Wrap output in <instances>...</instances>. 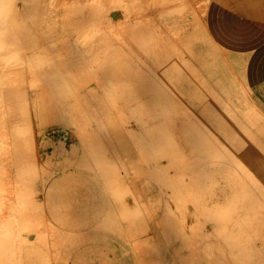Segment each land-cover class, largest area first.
<instances>
[{"label": "crops", "instance_id": "crops-1", "mask_svg": "<svg viewBox=\"0 0 264 264\" xmlns=\"http://www.w3.org/2000/svg\"><path fill=\"white\" fill-rule=\"evenodd\" d=\"M202 1L205 0H187L182 13L163 17L159 27H131L126 32L130 34L127 42L131 43L133 55L138 54L135 62L142 66V61V69L149 77L160 81L167 91L175 94V98L171 99L170 95L167 101L181 102L180 114H186V119L183 118L181 123L189 124L192 121L197 124L199 131L203 130L205 137L197 138H216L249 170H264V0H207L206 13L201 16L197 5ZM47 15L51 33L46 30L47 35L44 34L43 38L47 40L50 36L46 47L51 49L52 61L55 62L52 66L53 76L65 68H75L70 59L79 35L75 30L74 17L65 18L62 12L55 10ZM120 16L115 14L112 19L118 22ZM48 23L45 27L50 29ZM120 32L124 40L123 30ZM110 40L112 45L124 48L123 42L113 38ZM41 72L47 80L49 71ZM73 100L57 95L51 101L55 102L51 128L63 138L65 132L76 133L77 130L71 125L75 112ZM36 102H44V99L36 98ZM31 118L35 135L40 129L49 127L48 122L43 120V114L33 116L32 113ZM151 153H148L149 160L154 157ZM239 156H243V161ZM255 163L260 166L253 167ZM148 164L154 166L155 176L159 174L157 178L162 176L163 188L174 206L190 216L192 208L186 203L185 197L176 192L175 182L167 179L165 168L154 163ZM210 185L209 182L208 190L212 189ZM85 186L65 174L49 178L41 175L36 184V205H31L24 215L8 210L0 212V240L3 236L9 239L7 248L0 244V264H123V259H117L123 256V248L117 243L121 231L118 228L114 232L108 230V213L101 210L95 214L96 221H89L86 211L93 200L77 199L71 192L76 187ZM208 208L206 204L201 206L203 213ZM9 214L16 217L13 227H7L12 217ZM235 215L246 217L247 213L242 210ZM92 232L102 235L112 233L115 243L90 240L88 235ZM213 235L216 234L213 232ZM87 245L91 246V254L78 259L77 251ZM262 247L261 243L260 264H264Z\"/></svg>", "mask_w": 264, "mask_h": 264}, {"label": "rangeland", "instance_id": "rangeland-1", "mask_svg": "<svg viewBox=\"0 0 264 264\" xmlns=\"http://www.w3.org/2000/svg\"><path fill=\"white\" fill-rule=\"evenodd\" d=\"M33 1H35V0H33ZM116 1L117 0H97V1L96 0H37L38 5L40 6L41 9L43 6L44 9H51V10L59 11V12H62L63 16H65V17L68 15V12H70V9L73 6V4H79V5L81 4V5H83V8L86 7L85 9H87L88 11L90 9L91 12H88V14H86L87 11L85 10V17L87 18L86 19V21H87L86 25L87 26L85 25V27H87L86 29H89V30H86L87 32L84 31L85 33L84 32L80 33L81 35H79V33H78L79 36H77L76 41H75L76 44L84 46L83 48L86 50V52L88 49V55H90V56H88L84 52L86 54V56L88 57L87 60L89 59L88 62H90V60L92 61V59H94L95 57H96V59L100 60L99 56L105 50L101 47V45L99 43V39H97L96 38L97 36L95 37V35H97V34L101 35L102 34L103 36H105V38L109 37V38H113L114 40H119V42H123V47H124L123 49L125 50V52H122V48H121V50L118 49V46L110 45L112 43L109 42V46L110 47L114 46L115 49L117 48L118 51L116 50L117 52H114L115 50L113 49L114 51H112L111 48L109 50L110 53H109V51H108V53L106 51H104V54L105 53H107V54H105L104 56H100L101 58H103V57L105 58V59L103 58L104 63L101 62L102 60L98 61V60L94 59L92 62V64H94L93 65L94 67H92L91 62L89 63L90 64V70L92 71L94 68H96L97 65L98 66H97L96 70H99L101 66L103 67L102 69H100L98 71L101 74L103 73V75H102L103 77L101 76L102 79L98 80V82L100 81V83H98V82L97 83L98 84L103 83V85L104 84L107 85V86L104 85V89H103V90H105L104 94H106V95L105 96H104V94H102V95L105 98L104 100L107 101L106 103H109L108 105L106 104V106L109 109L112 107L111 108L112 111L110 109L112 114H115V113H113V111L117 112V113L119 112L118 111L119 109H115L116 108L115 105L117 103L114 102V100H117V102L121 106V107H119L120 110H121V108L123 110H127V113L130 116L132 114V110L134 111V109H131L129 107L131 109V112H130V109L129 108L127 109V107L129 106L130 103L134 102V100H135V102H137V103H135L136 105H134L132 103L133 106H131V105L130 106L131 107L136 106L137 109H135V111H137V112H143V113L150 112L153 117L149 121L152 124L154 123V125L151 124L152 125L151 128L155 129L156 132L159 134L157 124H156L157 120L154 117L155 113H154L153 108H155V106H158L159 104L163 103L164 102L163 100H166V102H171V101H167V99H170V95H171V99L175 98V94L173 92H171L170 90L167 91L165 89V86L160 81L151 79L149 77V75L146 73V71L142 69V66L144 65V63L142 61H141L142 66H140L136 62H135L136 64L133 62L135 64L134 65L133 63L130 64L127 61H126L127 64H129L130 66L127 64L126 65L122 64V63H125V62H123V60L125 61V60L131 59L130 61L132 62V57L135 56V55H133V50L131 49L130 41L127 42V37L130 36V34L127 35L126 32L129 31L131 29V27H133V26L134 27L139 26L141 28H146L149 25H155L156 27H159L161 25L160 20L163 17H168L171 14L173 15V14L182 13L183 12L182 7H185V5L187 4V0H122L123 4H121L120 0H118V2H116ZM24 3H25L24 0H0V11L1 12L2 11L3 12L4 11L9 12L12 7L13 8L14 7H21ZM125 3H127V4H125ZM131 3H133L139 7H136L134 5L132 6ZM34 4H36V2ZM98 4H99V6H101L100 9H102V12L100 11V9H98L99 8V6H97ZM96 6H97L98 10L96 9ZM124 6L128 7V9ZM91 8L94 10L96 9L95 11H98V12H96V14H95V11H93ZM116 8H117V10L121 9V16L119 17L118 22L115 21L114 18L111 19L112 15L113 16L115 14L119 15L118 14L119 10L117 11ZM109 9L111 11H109ZM92 12L95 15H97V14L101 15L100 21H98L100 16L98 17V15L97 16L94 15L95 16L94 17L93 15H91ZM100 12H101V14H100ZM108 12H110V13H108ZM89 15L91 18L89 17ZM89 19H91L92 21ZM101 20H102V22H101ZM113 20H114V22H112ZM90 21H91V23H89ZM98 22H99V25H98ZM83 27H81V28L83 29ZM85 27H84V29H85ZM95 28H96V30H95ZM90 29H92V30H90ZM99 29L101 30V33H100ZM122 30L124 32V40H126V41L121 39V32L120 31H122ZM105 33H107L106 35H108V36L104 35ZM93 35H94V38H93ZM128 40H130V38ZM92 41H93V43H92ZM91 43L94 47V50H93L92 45L89 48H87ZM124 43H125V45H124ZM85 45L87 46L86 48H85ZM96 46L97 47L99 46L101 49H99V47L97 48ZM95 47L98 50L95 49ZM114 47H112V48H114ZM1 49L4 50V48H0V61H1L0 62V71L2 72V73H0V75L4 74L5 72H8L10 70H13V69L14 70L21 69L23 71V74H21L20 75L21 77H19L17 80L21 81L23 86L27 90H29V92L31 94V99H30L31 102L29 103L28 107L31 109L33 116L34 115L36 116L37 113H38V115L43 114V117H44L43 120H46L48 122L49 127L45 128V129L43 128L44 130L40 129L41 131L37 132V134H36L37 135L36 153L38 152L37 156L39 155L38 159H39L40 165L41 166L44 165V163L48 159H51V158L53 159V157H54L53 155L57 151H60V150L65 152L64 156H68L69 152H71L74 147H77L79 145L80 141H82L81 140V134L79 133V126L77 125V122L75 121V119L73 122H71V125L74 128L76 127L75 129H77L76 133H74V132L66 133L65 132L63 134L65 137L64 138L60 137L61 134L54 131L51 128V126H52V122H51L52 117L51 116H52V109H53V106H51L52 102H45L46 101L45 95L42 96V98L44 99V102H36L37 88H31V86H30V84L32 83L33 78H34L33 77L34 74L31 72L32 69L28 65V62H27V59L29 57L28 56L25 57L24 60H26V61H23L22 60L23 58L15 57L14 53L12 51H10V50L8 51L5 49L4 52H1L2 51ZM90 49H92L91 51H93V54L90 51ZM99 50H102V51L100 52ZM128 50L131 52H129ZM43 51L44 50L42 48H41V50H39V52H38L39 57L42 56ZM96 51H98V53H100V54L97 55ZM120 51H121V53H120ZM118 52H119V54H117ZM127 52H128V54H125ZM111 53H112V55H111ZM122 53H124L125 56H128L129 59L124 57V55H123V59H122V57H120V56H122ZM36 54H35V51H32V54L30 56V58L34 61H36L35 60ZM108 54L111 56H114L116 54V56H114V58H113V57L109 56ZM1 55L3 57H1ZM106 55H108L109 59H111L110 61ZM4 56L6 58H7V56H9V57L6 59ZM44 56H45V53H44ZM44 56H42V57H44ZM42 57L40 59L41 64L39 63V65L41 67H43L44 65L49 66V63H48L49 59L48 60L42 59ZM118 57H120L119 58L120 62H118ZM115 58H117V59H115ZM133 59H134V61L135 60L137 61L136 57H133ZM8 60H10V61H8ZM113 60H116V63ZM121 60H122V62H121ZM2 61H4V62H2ZM51 61H52V59H51ZM2 63H4V64H2ZM13 63H15L14 66L11 65ZM5 64H6V66H5ZM7 64H10V65L7 66ZM110 65H111V67H110ZM122 65H123V67H122ZM124 67H126V68L124 69ZM129 67L131 70L129 69ZM91 68H93V69H91ZM109 68H110V70H109ZM103 69L105 71L107 70L106 73L108 75L104 72ZM129 70H130V72H128ZM132 71H134V74H132ZM104 73H105V75H104ZM118 75H119V77H118ZM107 77H108V80L110 77L109 81H111L112 84L111 83L108 84V81L106 80ZM42 78H43V80H45L44 77H42ZM125 78H127L128 81ZM113 79L115 80V83H113L114 82ZM121 79H123V80H121ZM139 80L143 84L142 87L140 86L141 83H138ZM106 81H107V83H106ZM94 82L96 83V80ZM149 82L151 83L150 85L148 84ZM2 83L3 82L0 79V86ZM113 84H115V86ZM117 85H118V88H116ZM89 86L91 89L92 84H90ZM89 86H87L85 89L86 93L89 92ZM106 87L108 89H106ZM110 87L112 88V90H109ZM114 87L116 89H118L117 93L120 96H116L114 94H112V95L109 94L112 91H114ZM141 88H143V89H141ZM39 89H40V91H42L44 89L42 84L39 86ZM103 90H102V92H103ZM129 90L131 91L132 95H134L135 97L131 96V95L130 96L127 95V94H129V92H127ZM141 90L143 92H138ZM152 90L155 93V94L153 93L155 96V97L153 96L154 98L152 97V95H153L151 92ZM122 92H123V94L121 95L120 93H122ZM142 93H143V95H142ZM159 94H161L160 95L161 98H160ZM123 95L125 97L127 95V97H126L127 100H125ZM111 96H112V99L110 98ZM156 96L158 97V99H161V100H157ZM114 97H117V98H114ZM120 97H121L122 101H123V99L125 100L126 103L123 101L125 103V105L123 104L122 101L119 102ZM142 97L145 99L143 100ZM130 98H132V99L134 98L133 101ZM155 99L157 100V102L158 101H161V102L160 103L158 102L159 104L158 103L156 104V102L153 101ZM129 101H132V102H129ZM112 103H113V105H112ZM172 103H174L173 105H174V109L176 111L174 123L177 125L182 124L181 123L182 119L183 118L186 119V114H180V110H181V106H182L181 102H175V101L173 102L172 101ZM2 104H3V102L0 101V123L2 120V116H1L3 113L2 110L5 106ZM121 104H123V105H121ZM126 104H128V106ZM109 105H110V107H109ZM122 106H125V109ZM78 115H79V113H78ZM116 115H114V116H116ZM129 116H126L123 119L125 121L123 128L116 127V124H112V125L107 124L105 127V129L107 128V130H105L103 135L104 136L108 135L110 137H102V142H103L102 146H104L103 147L104 151L107 150L105 152V154H106L108 159L110 158L109 161L111 160L110 162L112 163V166L108 167L109 169H107L109 174H108V176H106L105 182L108 186L104 185L103 182L97 183V184L95 182H93V183L88 184V186H85L83 188L76 187V190L71 191L73 196L77 199L93 200L91 203V206H89V208L86 211L87 219H89V221H96L97 219H95V218H97V217L95 216V214H98L100 210L108 213V221L106 222L107 223L106 227L108 228V230L114 232L116 230L115 228H118L119 232L121 231L119 236H118V239H117L118 242L117 243H118V245H121V247L123 248V256H122V258H121V256H118L117 259H123V264H236L235 262H233L231 254L227 253L226 250L225 251L223 250V248L225 246L221 243V240L218 238L217 233H215L216 231L213 230L214 226L216 225L217 219L214 218L212 220L213 217L207 216V212L205 211L203 213L202 212L203 210H201V206L204 204L211 206V205H217V204H225V202L226 203L228 202L227 201L228 199L224 198L225 196H221V194H220L221 193L220 190H223L224 188L221 185H219L215 189L213 181L206 178L207 175L205 173H208L209 167L206 166V168H203V167L199 168L201 175H199L198 179H199L201 185L198 186L196 184V179L191 180V179H189L190 177L188 178V176H187L183 180V178H184L183 174L185 172V170L183 169V167H184L183 165L178 166V165L173 164V160H171L173 158L171 156L170 157L169 156H165V157L160 156L159 165L161 167L165 168L164 170H165V173L167 175V179L171 180V181L173 180V183L175 182V186L177 187V189H175L176 192L179 193L181 197L182 196L185 197L186 203L192 208L191 209V210H193L192 212H194V213L191 212L190 216L189 215L186 216L187 213L179 211V209L176 208L174 206V204L170 201L169 194L163 188L164 181L163 180L158 181L157 177L153 173L154 172L153 171L154 166H152L153 167V169H152L150 166L151 164L150 165L148 164V163H154V164L156 163L155 165H157V161H156L155 157L152 156L153 158L151 160H149V158H148V153L151 152L150 147L148 149V145L146 144L145 147H147V148H145L144 150L142 149L144 156H146V158L143 159V156L138 151L137 147H135L131 143L129 136H131L130 134L132 132V128L130 127L132 122L139 129L141 128V126L137 125L139 123H135L134 121H136V120H134L133 117H131V116L129 117ZM116 117L119 118V113ZM100 118H102V117L99 116V119ZM40 120H41V118H40ZM139 129L137 130V128H136L135 131H137V133L140 132L141 138L145 139L146 138V135L144 132L145 130H143L142 128L140 130ZM176 136L177 137H175V140L179 143V145L182 146V147L179 146V150L181 151V153L177 154V155L182 156L183 154H185L189 157H194L195 155L192 154L191 152L196 147H197V149H195V150L200 155L210 154L214 150V149H212V142H209L203 138H197V137H201L202 134L199 136L191 138V140L189 142H185V139L182 138L180 135H176ZM157 138L162 142H166V145L169 144L168 141H170V140L168 138H162L160 135L157 136ZM4 142H5V139L0 134V159L2 160L1 165H0V172H1L0 173V195L3 196L2 198L0 197V200H1L0 201V209H1L0 212H2L3 210L12 211L11 208L14 204V200H17L16 194H15V188H16L15 172L16 171L13 169V166L15 163V157H14L15 155L10 152L11 149L9 146H7V145H9V141L7 142L8 144H6V142L5 143ZM117 145H119V146H117ZM189 146H192V148ZM1 150H2V152H1ZM107 152H109V153H107ZM230 155L232 156V158L239 160L235 155H232V154H230ZM239 157H241L240 159L243 161V156H239ZM56 158L57 157H54V159H56ZM230 163L227 164V162H224L222 164L223 169H226L228 167L229 168L233 167L234 164L233 163L230 164ZM123 164H124V166H123ZM68 165H69V168L66 167V168H63L61 170H57L56 164H52L45 172H42V175H44L45 177H48V178L55 176V175L61 176L64 174L63 170L64 171L65 170H67V171L71 170L73 172L72 169L77 168V166H75L76 164L71 163ZM129 165H130V167H129ZM192 166L193 167L189 171H187L189 174H191L193 172H199V169L196 168L197 166L194 163L192 164ZM252 166L255 167V166H260V165L259 164L257 165L255 163V164H252ZM1 168H2V170H1ZM79 169H81V168H79ZM249 171L255 173L256 177L258 179H260V181L264 184V170L259 169V170H249ZM148 172H150L149 175H148ZM82 173H83V169H81V171H80V174H82ZM73 174H74V172H73ZM147 176H150V177H147ZM151 177H153V178H151ZM209 182L210 183L212 182V184L210 186L212 188L211 190H214L212 194H214L215 196L214 195L212 196L210 194L207 196L205 193L209 189L208 188ZM124 183H126L127 185ZM191 183H193V184H191ZM185 184L187 185V187ZM127 186H129V188ZM196 188H197V191H196ZM1 189L3 190V192ZM201 189L203 190L202 192H204V194H205L203 197H202L201 192L198 193ZM121 194H122V196H121ZM196 194H199V196ZM186 197H188V199ZM193 198L195 199L194 202H193ZM235 198L236 197H232V198L230 197V203L229 204H234L236 206L237 203H239V202H235V201L233 202V200H235ZM121 199H122V201H121ZM213 199H215V200H213ZM132 200L134 203L131 202ZM196 200H198V201H196ZM114 202H115V204H114ZM119 203H120V206H119ZM131 204L136 205V208H137V212L135 213L134 216L132 215V212L128 211L129 214H127V211H126L127 207ZM122 205L124 206V208ZM194 206H195V208H193ZM123 209L125 211H123ZM139 209H141V212H139L140 211ZM237 212H239V211H237ZM127 217H128V220H127ZM260 217H261V215L255 216L254 213H252V214H247L246 217H244V218L250 219V223L251 222L252 223H255V222L262 223L261 221H263V218H260ZM204 219H205V221H204ZM236 219L242 220L243 218L241 216L240 217L238 216V217H236ZM146 220H147V222H146ZM200 220L205 222L202 230H200V228H197L201 224ZM143 221H144V223H143ZM131 223H133L134 225ZM210 223H212V224H210ZM213 223H214V225H213ZM231 226L232 225L230 223L228 225V228L231 229ZM195 231H197V232L195 233ZM213 232L216 235H213ZM207 233H210V234H207ZM112 235H114V234L110 233L108 235H102V234H97V233L92 232L88 235V239H90V240L95 239L99 243H110L111 244L113 242L115 243V236H112ZM90 244L91 243H89V245ZM136 244H140V251L136 248V246H135ZM89 245H87L86 247H83V249H80L77 251V258L78 259L87 258V256L91 254L92 249L90 248L91 246H89ZM257 246L261 247V243L259 241L255 242V247H257ZM258 254H259V252H258ZM257 255L253 254L251 259L257 258ZM158 257H159V259H158Z\"/></svg>", "mask_w": 264, "mask_h": 264}, {"label": "bare ground", "instance_id": "bare-ground-1", "mask_svg": "<svg viewBox=\"0 0 264 264\" xmlns=\"http://www.w3.org/2000/svg\"><path fill=\"white\" fill-rule=\"evenodd\" d=\"M24 1H25V3L21 7H14V8L12 7L9 12L8 11L7 12H5V11L1 12L0 11V48H4V50L1 49L2 50L1 52H4L5 49L8 51L10 50L14 53L15 57L23 58L22 59L23 61H26V60H24L25 57H27V56L29 57L27 59V62H28V65L32 69L31 72L34 74V76H33L34 78H33L32 83L30 84V86H31V88H37L36 98L41 99V97L44 94L46 99H47V102H51L52 100H54L55 97H57V95L61 96L63 99L70 98L72 100V98H73L75 100L74 107H73V111H75L73 119H75V121L78 123V125L80 127L79 130H80L82 141H80V143L77 147H74L73 150L71 152H69L68 156H64L65 155L64 151H61V150L57 151L53 155L54 157H57L56 159H54V157H53V159L51 158L52 160L48 159L44 163V165L41 166L39 163V159H38L39 155L37 156L38 152L36 153V145L37 144H36V140H35V136H36L35 135V128L33 126L32 118H31L32 112H31V109L28 107L29 103L31 102L30 101L31 94H30L29 90H27L23 86L21 81L17 80L19 77H21L20 75L23 74V71L21 69H17V70L13 69V70H10V71L5 72L4 74L0 75V79L3 82L0 86V101L3 102L2 105H5L3 110H2L3 113L1 115L2 120L0 123V134L4 137L6 144H8L7 142L9 141V145H7V146L10 147V149H11L10 152L15 155L14 156L15 157V163H14L13 169L16 171L15 172V180H16L15 194H16L17 202L16 203L14 202L12 208L11 207L10 208L12 209L13 213L19 212L22 215H24L26 212L29 211V209H30L29 207L31 205H36L34 203V200L38 199L36 184L39 182V179L42 175V172H45L52 164H56L57 170H61V169L66 168V167L69 168L68 164H71V163L76 164L75 166H77V168L72 169L74 174L71 170L70 171L69 170L68 171L63 170V173L65 175L69 176L70 178H72V180L76 181L79 185L85 186V185H88V184L93 183V182H95L96 184L103 182L104 185L108 186L105 182L106 176H108V174H109L107 169H109L108 167L112 166V163L110 162L111 160L109 161L110 158L108 159L106 154H105V152L107 150L106 151L103 150L104 146H102V143H103L102 142V135L104 134L105 130H107V128L105 129L107 124H109V125L116 124L118 127L123 128V125L125 122L123 119L126 116H129L127 113V110H123L122 108L120 110L119 107H121V106L119 105L117 100H114V102L117 103L115 105V107H116L115 109H119L118 110L119 111L118 112L119 118L116 117L118 115L117 112L113 111V113H115V114H112V112H111L112 107L110 108L111 109V111H110V109L106 106V104L108 105L109 103H106L107 101L104 100L105 99L104 96L106 95V94H104L105 90H103L105 84L103 85V83H101L103 86L101 84H98V83H100V81L98 82V80H101L103 77L102 76L103 73L101 74L98 71L100 69H102L103 67L101 66L100 69L98 68L99 70H96L97 66H98L97 65L96 68H94L95 70L93 68H91L94 71L90 70V64L89 63L91 62V64H92L94 59L95 60H98V59H96V57H95L94 59H92V61L90 60V62H88L89 59L87 60L88 57L86 56V54L88 55V49L86 52V50L83 48L84 46L78 45V44L76 45L73 57L70 59L73 62V65L75 67V68L73 67L74 69H66L65 68L62 71H60L59 73L56 71L57 75L51 76L52 75L51 74L52 73V66L55 64V62L51 61V59H52L51 49L46 47V41L48 39H50V36L47 37V40H45L43 38L44 34L47 35L46 30H49L48 32L51 33L50 24L47 22V19H46V18H48L47 14L50 15L51 9H41L40 6L38 5L37 0H35V1L24 0ZM35 2H36V4H34ZM116 2H118V0ZM120 2H121V4H123L122 0H120ZM125 4H127V3H125ZM131 4H132V6L133 5L136 6L133 3H131ZM207 5H208L207 0L198 3L197 9H198L199 13L201 14V16L205 15L206 10H207ZM97 6H99V4ZM97 6H96V9H97ZM124 7H126V6H124ZM136 7H139V6H136ZM85 8L86 7L83 8V5H81V4L80 5L79 4H73V6L70 9V12H68V15L65 17V18H68V17H70V18L74 17L75 18V22H76L75 23V26H76L75 30H76L77 34L79 33V35H80V33H83L84 31L89 30V29H86L87 27H85L86 22H87L86 21L87 18L85 17V10L87 11L86 14H88V12H91V11H90V9L88 11ZM100 8H101V6H99L98 9H100ZM126 8L128 9V7H126ZM92 10L95 11L94 9H92ZM116 10H117V8H116ZM100 11L102 12V9H100ZM109 11H111V10L109 9ZM96 12H98V11H95V14H96ZM101 12H100V14H101ZM108 13H110V12H108ZM95 14L93 12L91 13V15H93V16ZM118 14L119 15L121 14V9L119 10ZM97 15H95V16H97ZM89 17H90V15H89ZM98 17H99L98 21H100L101 15H98ZM89 20H91V19H89ZM91 21L89 23H91ZM101 22H102V20H101ZM47 23L49 24L50 29H47L48 27L47 28L45 27L47 25ZM98 25H99V22H98ZM83 26L85 27V29ZM81 27H83V29ZM90 30H92V29H90ZM95 30H96V28H95ZM100 33H101V30H100ZM106 34L107 33H105L104 35H106ZM98 35L99 34L95 35V37L97 36L96 38L99 39V43H100L101 47L103 49H105L104 51H106L108 53L110 48L112 51L115 50L114 52L118 51L117 48L115 49L114 46H111V47L109 46V42L111 43L109 37L105 38V36H103L102 34H101L102 36L101 35L98 36ZM106 36H108V35H106ZM93 38H94V35H93ZM117 41H119V40H117ZM68 43L69 42H67V44ZM92 43H93V41H92ZM92 43L88 47L85 45V48L86 47L89 48L92 45ZM110 45H112V44H110ZM124 45H125V43H124ZM92 47H93V45H92ZM96 47H95V49H97L99 46L97 48ZM112 47H114V48H112ZM41 48L44 50L42 56H44V53H45L46 57L44 56L45 57L44 58V57L40 56V57L36 58V55H35L36 61L32 60L30 58L32 51H35V54H36L37 52H39V50H41ZM99 49H101V48L99 47ZM118 49L121 50V48H119V47H118ZM91 50L92 49H90V51ZM93 50H94V47H93ZM123 50L124 49L122 48V52H125V50L124 51ZM99 51L101 52L102 50H99ZM104 51L102 52V54H100V53H98V51H96V54L97 55L100 54V56H104L105 54H107V53L104 54ZM91 52L93 54V51H91ZM129 52H131V51H129ZM109 53H110V51H109ZM120 53H121V51H120ZM117 54H119V52ZM125 54H128V52ZM125 54L122 53V56H120V57H122V59H123V55H124V57L129 59L128 56H125ZM108 55H106V56L108 57ZM111 55H112V53H111ZM111 55H109V56H111ZM88 56H90V55H88ZM100 56H99L100 60H98V61L102 60L101 62H103L104 57L101 58ZM114 56H116V54ZM114 56H111V57L114 58ZM1 57H3V56L1 55ZM8 57L9 56H7V58ZM41 57H42V59H47V60L49 59L48 60L49 66L44 65L43 67H41L39 65ZM120 57H118V62H120L119 61ZM133 57H132V62L130 61L131 59L125 60V61L123 60V62H125V63H122V64L126 65L127 62H129L130 64L133 62L135 63ZM135 57H136V55H135ZM108 59H109V57H108ZM115 59H117V58H115ZM139 59H140V57H139ZM110 60L111 59H109V61ZM8 61H10V60H8ZM62 61H60V62H62ZM113 61H115V63H116V60H113ZM2 62H4V61H2ZM121 62H122V60H121ZM139 62H140V60H139ZM2 64H4V63H2ZM14 64L15 63H13L11 65L14 66ZM8 65H10V64H7V66ZM93 65L94 64H92V67H94ZM111 65H110V67H111ZM127 65H129V64H127ZM5 66H6V64H5ZM46 67L50 68V69L47 70ZM122 67H123V65H122ZM126 67H124V69ZM129 69H130V67H129ZM41 70H44V72L49 71V76H48L47 80H43L42 77L46 78V76L42 75ZM109 70H110V68H109ZM130 70L128 72H130ZM106 71L104 70L105 73H106ZM0 73H2V72L0 71ZM105 73H104V75H105ZM132 74H134V71H132ZM63 75H66V76H63ZM59 77H60V79H59ZM110 77H109V80H110ZM118 77H119V75H118ZM125 79L128 81L127 78H125ZM195 79H196V77H195ZM95 80H96V83L94 82ZM106 80L108 81V84L111 83V81L108 80V77ZM121 80H123V79H121ZM107 81H106V83H107ZM113 83H115V80ZM138 83H141L140 80ZM41 84L43 85V88H44L42 91H40V89H39V86ZM90 84H92L91 89H89V92L86 93L85 88L87 86H89ZM113 85L115 86V84H113ZM118 85L116 86V88H118ZM105 86H107V85H105ZM140 86L142 87L143 84L141 83ZM89 88H90V86H89ZM116 88L114 87V91H112L109 94H111V95L114 94L116 96H120L117 93L118 89H116ZM57 89H60V91L58 92ZM64 89H66V91H63ZM106 89H108V88L106 87ZM141 89H143V88H141ZM102 90H103V92H102ZM109 90H112V88L110 87ZM61 91H63V92L61 93ZM127 92H129V94H127V95L134 96V95H132L130 90ZM138 92H143V91L141 90ZM151 92H152V94L154 93L153 90ZM207 92H210V91H207ZM59 94H62V95H59ZM102 94H104V96ZM120 94L122 95L123 92ZM154 94L152 95V97L154 96ZM127 95H126V97H127ZM142 95H143V93H142ZM160 95L161 94H159V96ZM126 97L124 96L125 100H127ZM110 98L112 99V96ZM114 98H117V97H114ZM160 98H161V96H160ZM212 98H214V97H212ZM130 99L133 101L134 98L133 99L130 98ZM144 99L145 98H143V100ZM156 99L161 100V99H158L157 96H156ZM156 99L153 100L154 102H156V104L158 102L159 103L161 102V101L157 102ZM119 100H120L119 102L122 101L121 97ZM125 100L123 99L124 102H125ZM132 101H129V102H132ZM163 101H164L163 103H161V104L158 103L159 105L155 106V108H153L154 113H155L154 117L157 120L156 124H157L159 134L156 132L155 129L151 128V126L154 125V123L152 124L149 121L153 117L150 112L143 113V112L135 111V109H137L136 106L131 107V106H133V104L136 105L135 103H137V102H135V100H134V102H132L133 104L130 103L129 106H128V104H126L128 106L127 109L129 107L131 109H134V111L132 110V114L130 113L131 114L130 116L133 117V119L137 121L136 122L133 120L135 123H139L137 125H140L141 128L143 130H145L144 132L146 135L145 139L141 138V133L140 132L137 133V131H135L136 128H137V130L139 128L137 126H135L134 123L132 122V124L130 126L132 128V132L130 134L131 136H129L131 143L135 147H137L138 151L142 154L143 159H145L146 156H144L142 149L144 150L145 148H147V147H145V145L147 144L148 149L150 147V151L152 152L151 154L154 155V157L156 158L158 166H160L159 165L160 156H162V157H165V156L170 157L171 156L173 158V159H171V160H173V164L178 165V166L179 165L184 166L183 169L185 170L186 173L184 172V174H183V177H184L183 180L187 176H188V178L190 177L189 179H191V180L196 179V184L198 186L201 185L200 181L198 179L199 175H201L199 168L200 167L206 168V166H208L209 167L208 173H205L207 175L206 178L213 181L214 188L216 189L217 186L221 185L224 188L223 190H220L221 196H225L224 198H227L228 199L227 201H230V197L231 198L236 197L235 200H233V202L234 201L239 202V203H237L236 206L234 204H229L226 202H225V204L211 205V206H209V208L206 211L207 216L213 217L212 220L214 218L217 219L216 225L214 226L213 230L216 231L215 233H217L218 238L221 240V243L225 246L223 248V250L224 251L226 250L227 253L231 254L232 260L236 264H249V263L250 264H260V262L258 260H259V258H261L260 254H262V250H261V247H258V246L255 247V242H257V241L261 242L262 246H263L262 248H264V184H262L260 179H258L256 177L255 173L249 171V169L246 167V165L244 163H242L241 161H239L235 158H232V156L230 155L231 152H229V149L226 146H224L223 144L219 143L216 138L215 139H212V138L206 139L207 141L212 142V149H214L212 151V153H210V154L200 155L195 150V149H197V147H196L191 152L192 154L195 155L194 157H189L185 154H183L182 156L177 155V154L181 153V151L179 150V146L180 147H182V146L179 145V143L175 140V137H177L176 135H180L182 138L185 139V142H189L191 140V138L199 136L201 134H202V136H204L205 133L202 132L203 130L199 131L200 129L198 127H196L197 124H195V122H192V121L189 124H185V123L184 124L182 123L179 125L175 124L174 118L176 116L175 115L176 111L174 109V105H173L174 103L166 102V100H163ZM124 102H123V104L125 105L126 102L125 103ZM53 103H55V102H52L51 106H53ZM209 103H211V102H209ZM123 104H121V105H123ZM112 105H113V103H112ZM109 107H110V105H109ZM122 107L125 109V106H122ZM131 109H130V112H131ZM213 111H214V109H213ZM78 113H79V115H78ZM114 115H116V116H114ZM99 116H103V119L100 118L101 119L100 120ZM207 116H208V114H207ZM256 117H257V115H256ZM188 122H190V121H188ZM242 130H243V128H242ZM156 135L157 136L160 135L162 138H168L170 140V141H168L169 144L166 145V142L160 141ZM117 146H119V145H117ZM189 147L192 148V146H189ZM1 152H2V150H1ZM107 153H109V152H107ZM225 161H230L231 163H233L234 164L233 167H230V168L228 167L226 169H223L222 164ZM1 162H2V160L0 159V165H1ZM193 163L197 166L196 168L199 169V172H193V173L189 174L187 171H189L193 167L192 166ZM123 166H124V164H123ZM129 167H130V165H129ZM79 168L83 169L82 174H80L81 169H79ZM151 168L153 169L152 166H151ZM1 170H2V168H1ZM153 171H154V169H153ZM149 174H150V172H148V175ZM158 175L159 174H157L156 176H158ZM147 177H150V176H147ZM151 178H153V177H151ZM157 179H158V181H161L162 176H159ZM124 184H126V183H124ZM191 184H193V183H191ZM211 184H212V182H211ZM127 187L129 188V186H127ZM186 187H187V185H186ZM196 191H197V188H196ZM202 191L203 190L201 189L198 193L201 192L202 197H203L205 194ZM213 191L214 190H207L208 193L207 192H205V193H206V195L210 194L213 196L214 195V194H212ZM2 192H3V190H2ZM122 194H121V196H122ZM196 195L199 196V194H196ZM0 197L2 198L3 196L0 195ZM41 197H43V196L41 195ZM186 198L188 199V197H186ZM194 200L195 199L193 198V202H194ZM213 200H215V199H213ZM121 201H122V199H121ZM196 201H198V200H196ZM131 202L134 203L133 200ZM120 203H119V206H120ZM114 204H115V202H114ZM123 208H124V206H123ZM193 208H195V206ZM139 210H140L139 212H141V209H139ZM242 210L245 211L247 214L254 213L255 216L261 215L260 218H263V221H261L262 223H260V222H255V223L251 222L250 223V219L244 218V217H242L243 218L242 220H240V219L237 220L235 217L236 216L235 214L237 211L240 212ZM36 211H37V213H39V208H37ZM123 211H125V210L123 209ZM126 211H127V214H129L128 211L132 212V215L134 216L135 213L137 212L136 205H134V204L129 205L127 207ZM9 216H12V217L9 220L8 225L7 224L6 225H7V227H10L11 225L13 227L14 226L13 224H15V222H16V217L14 214H12V215L9 214ZM128 217H127V220H128ZM204 221H205V219H204ZM204 221H201V224L197 228H200V230H201L204 227V223H205ZM146 222H147V220H146ZM4 223H7V222H4ZM133 223H131V224H133ZM143 223H144V221H143ZM230 223L232 225L231 226L232 230L230 228H228V225ZM210 224H212V223H210ZM213 225H214V223H213ZM48 228H49V226H48ZM196 232L197 231H195V233ZM3 237L0 240L1 246L6 245L9 241V239H4ZM68 237H69V235H68ZM14 241H15V239H14ZM19 243H20V241H19ZM7 245H9V244H7ZM7 245H6V248L8 247ZM12 245H14V244H12ZM135 246L140 251V244H136ZM15 248H16V246H15ZM2 250L4 251L5 249H2ZM258 252H259V254H258ZM253 254H255V255L258 254L257 258L251 259ZM158 259H159V257H158Z\"/></svg>", "mask_w": 264, "mask_h": 264}]
</instances>
